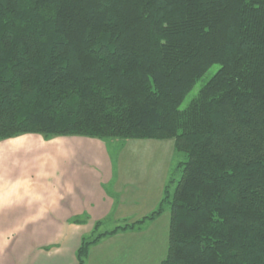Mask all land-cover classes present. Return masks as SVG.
<instances>
[{
  "label": "trees",
  "instance_id": "1",
  "mask_svg": "<svg viewBox=\"0 0 264 264\" xmlns=\"http://www.w3.org/2000/svg\"><path fill=\"white\" fill-rule=\"evenodd\" d=\"M26 133L186 155L172 193L171 178L149 214L83 237L77 264L165 210L158 264H264V0H0V141Z\"/></svg>",
  "mask_w": 264,
  "mask_h": 264
},
{
  "label": "crops",
  "instance_id": "2",
  "mask_svg": "<svg viewBox=\"0 0 264 264\" xmlns=\"http://www.w3.org/2000/svg\"><path fill=\"white\" fill-rule=\"evenodd\" d=\"M130 141H153L164 148L160 140ZM103 143L73 135L45 139L36 133L0 141V264H77L76 250L95 222L115 228L158 206L171 159L166 155L170 163L158 165L157 175L117 178ZM43 167L40 177L32 175ZM146 222L102 237L89 248L85 264H148L142 260L140 230Z\"/></svg>",
  "mask_w": 264,
  "mask_h": 264
},
{
  "label": "rangeland",
  "instance_id": "3",
  "mask_svg": "<svg viewBox=\"0 0 264 264\" xmlns=\"http://www.w3.org/2000/svg\"><path fill=\"white\" fill-rule=\"evenodd\" d=\"M218 68L219 65L214 64L206 71V73L196 82L192 90L186 94L179 106L180 109H184L189 104V102L196 96L199 89L211 78V76L217 71ZM103 142V144L105 145L106 157L110 160V163L112 165L110 171H112L114 177L117 178L118 176L125 178H139L141 176L150 177L151 175H157L160 170V168H157L158 165L163 164V161L165 162V166L169 165L170 161H165V157L167 155V159H171V166L170 174L166 179L165 185H167L168 181L171 178L173 179L169 182L168 187L170 193H172L181 175V167H179V163L186 160L185 153L175 151L172 141H160L161 143L164 142V148H161L160 145L158 147L154 146V144L156 143H153V141H142L144 142V144H141L136 142L134 143V141L130 140L107 139ZM146 144H148V146ZM36 152L37 151H35L34 154H36ZM38 161H41L39 157ZM41 169L42 170L36 171V173L39 172V176L36 173H33L32 175L37 178L40 177L45 167ZM168 218L169 213H164L157 219H154L155 221H145L146 225L140 228V230L143 229V235L141 239L143 242H145L142 247V260L144 261L145 259H148V264H158V262L162 258H164L166 254L168 244ZM113 227V224L106 221L101 224L99 223L97 230L94 231L95 227L93 225L91 232L90 230L86 232V239H91L97 233L109 231ZM135 238H137V236L134 237V239ZM134 249H136V247H134ZM144 256H146V258ZM133 260H135L134 263L138 261L136 259Z\"/></svg>",
  "mask_w": 264,
  "mask_h": 264
}]
</instances>
